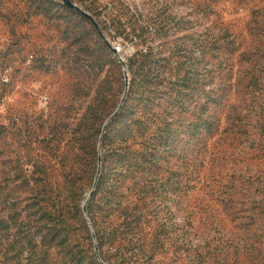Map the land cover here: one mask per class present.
<instances>
[{"label": "rangeland", "instance_id": "obj_1", "mask_svg": "<svg viewBox=\"0 0 264 264\" xmlns=\"http://www.w3.org/2000/svg\"><path fill=\"white\" fill-rule=\"evenodd\" d=\"M71 2L94 26L70 16L63 0H0V195L6 200L0 220L16 215L13 205L22 210L36 196L52 200L64 215L77 200L87 203L98 178L89 154L95 139L91 114L106 96L112 104L106 115L121 105L128 75L123 62L135 52L115 34L112 19L128 9L147 13L168 6L178 18L197 21L191 27L199 34L209 26L228 29L238 51L230 62L228 95L221 110H211L218 128L194 174L180 169L185 181L191 177L181 199L169 201L171 209L160 197L153 201L146 249L155 241L160 261V225L167 221L175 246H168L166 263L264 264V0ZM98 6L109 9L100 14ZM23 170L39 180L33 191L20 184ZM76 183L84 185L83 193L77 194ZM26 214L20 223L32 235L37 225ZM9 223V229L0 226V264L32 263L37 250L20 235V223ZM72 225L81 247L106 264L95 239L86 241L81 224ZM47 253L44 248L39 254ZM49 259L61 261L63 253L51 250Z\"/></svg>", "mask_w": 264, "mask_h": 264}, {"label": "trees", "instance_id": "obj_2", "mask_svg": "<svg viewBox=\"0 0 264 264\" xmlns=\"http://www.w3.org/2000/svg\"><path fill=\"white\" fill-rule=\"evenodd\" d=\"M107 9L109 6L104 9L98 6L100 14ZM67 12L70 16L77 15L81 23L90 21L74 9L67 8ZM124 12L123 16L112 19L111 27L118 37L135 48L126 64L129 90L110 123L121 105L106 115L112 106L107 96L91 114L95 139L89 154L97 165L95 177L101 159V173L86 203L88 219L81 200L75 202L71 213L64 215L58 214L52 200L43 197L38 201L36 196L22 210L21 204L13 205L16 215L0 220V226L9 229L10 220L19 224L28 212V222L36 223L32 235L23 231L25 222L19 225L22 238L37 250L32 251L29 259L34 261L28 264H102L92 249L81 247L72 225L74 220L81 224L86 241L92 243L95 239L96 253L106 264H169L162 258L171 242L173 246L175 243L167 221L160 225V261L155 241L150 251L146 249L144 228L156 210L150 208L160 197L162 204L171 209L169 201L180 200L188 188L186 182L191 177L185 181V173L180 169L185 167L186 174H194L209 137L218 128L211 110L213 106V110H221L227 89L232 86L229 68L235 60L238 42L228 29L217 26L216 29L205 27L199 34L191 27L197 21L178 18L168 6L147 13L140 9ZM102 49L101 53L106 55L105 48ZM22 172L25 175L20 184L33 191L31 185H37L39 180L25 170ZM83 188L82 183H76L77 194L83 193ZM3 197L1 194L0 205L6 202ZM44 248L48 253L41 256L39 253ZM51 250L63 253V260H50ZM19 260L16 264H22Z\"/></svg>", "mask_w": 264, "mask_h": 264}, {"label": "water", "instance_id": "obj_3", "mask_svg": "<svg viewBox=\"0 0 264 264\" xmlns=\"http://www.w3.org/2000/svg\"><path fill=\"white\" fill-rule=\"evenodd\" d=\"M63 1H64V4H65L68 8H70V9H74V10L80 12L83 16H85L87 19H89L90 21H92V22L94 23L93 18H92L90 15L86 14L85 12H83L80 8H78V6H76L74 3H72L71 0H63ZM95 27H96V29H98V26H97L96 24H95ZM123 66H124V68L126 67V64H124V62H123ZM126 81H127V90H126V93H125V95H124V97H123V100H122V102H121V106H120L119 109L116 111V113L111 117V119L108 121V123H110L111 120H112V118H114V117L118 114L119 110L121 109V107L123 106V104H124V102H125V100H126L127 93H128V90H129V80H128V75H127V80H126ZM108 123H107V124H108ZM107 124H106V126H107ZM106 126H105V128H104V132H105V130H106ZM100 173H101V159H100V169H99V171H98V178H99V176H100ZM98 178H97V181H98ZM97 181H96V183H95L94 189L91 191V193H90V195H89L88 201L90 200V198H91L92 195H93V192H94L95 189H96ZM83 211H84V214H85L86 219H88L86 204H85L84 207H83ZM96 251H97V250H96Z\"/></svg>", "mask_w": 264, "mask_h": 264}, {"label": "built area", "instance_id": "obj_4", "mask_svg": "<svg viewBox=\"0 0 264 264\" xmlns=\"http://www.w3.org/2000/svg\"><path fill=\"white\" fill-rule=\"evenodd\" d=\"M120 49H118V52H119Z\"/></svg>", "mask_w": 264, "mask_h": 264}]
</instances>
